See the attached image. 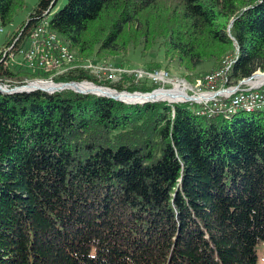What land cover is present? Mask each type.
Instances as JSON below:
<instances>
[{
  "label": "trees",
  "instance_id": "obj_1",
  "mask_svg": "<svg viewBox=\"0 0 264 264\" xmlns=\"http://www.w3.org/2000/svg\"><path fill=\"white\" fill-rule=\"evenodd\" d=\"M25 3L0 0V29ZM57 3L39 0L5 41L2 83L50 78L6 64L45 16L84 60L143 40L192 81L231 55L234 81L264 72V0H68L51 18ZM85 79L119 92L157 88L82 71L54 82ZM202 113L191 102L0 91V264H258L264 112Z\"/></svg>",
  "mask_w": 264,
  "mask_h": 264
},
{
  "label": "built area",
  "instance_id": "obj_2",
  "mask_svg": "<svg viewBox=\"0 0 264 264\" xmlns=\"http://www.w3.org/2000/svg\"><path fill=\"white\" fill-rule=\"evenodd\" d=\"M46 17L47 16L40 19L35 28L32 30L30 36L28 37L27 46L19 50L17 53H11L9 60L6 61V64L17 67L35 65L38 70H47V75H49L50 78L38 79V81L54 82V78L56 77L67 75L70 72L78 73L79 71H82L94 78L97 83H108L111 85L124 83L129 87L133 84L141 82L143 77H147L152 81V84H150L147 88L157 87L153 90L156 91L155 93L159 91H174L172 90L173 88L168 90L164 87L161 88L160 86L162 84L172 85V76L170 72H168V74L152 72V70L147 71L148 73L138 72L134 69L127 70L130 68L120 69L116 68L118 66L115 65H99L97 63L89 67L79 66L78 68H70V60L68 58H65V65L60 67V69L51 68V59L64 58V48H61L60 45L52 42V37H50L48 31H46ZM11 50L12 48L5 49V56L6 53L11 52ZM17 56H20L21 60L17 61ZM217 73L220 74L215 76ZM217 73L207 77L210 80L209 83L203 82L202 84L200 81L198 85H195L197 91L192 90V95L199 99L196 104L199 106L201 111H203V113L208 114L211 117L220 114H232L241 108L264 109V81L260 84H248L247 87L244 88H232V86L229 87L225 85L218 87L216 80L222 76L221 73L223 72L220 71ZM203 81H206V79ZM26 82H30V80H26L25 83ZM76 83H88L91 85L102 86L88 79ZM174 83L182 84L179 79H177ZM202 85H206L207 91H204ZM177 89L178 87L175 88V90ZM179 89L183 91L185 90L183 89V85ZM216 92H220V95L210 99V97Z\"/></svg>",
  "mask_w": 264,
  "mask_h": 264
},
{
  "label": "rangeland",
  "instance_id": "obj_3",
  "mask_svg": "<svg viewBox=\"0 0 264 264\" xmlns=\"http://www.w3.org/2000/svg\"><path fill=\"white\" fill-rule=\"evenodd\" d=\"M38 1L39 0H26L25 8H23V10H21L18 13V15L15 16L12 24L8 25L7 27H3L0 29V50H3V45H4L5 41L8 40L11 37V35L14 32H16L22 26V24L29 19V16L31 15L33 10L36 8ZM67 1L68 0H58V3L56 5V7L53 9V12L51 14V18H52V15L54 13L58 12L61 8H63L65 6ZM48 18L49 17L47 16L46 20ZM143 42H145V41L142 40V42H141L142 45H140L138 47H130L129 49L122 51L120 53H116V54L115 53H106V54L99 55L98 57L88 58L85 61L83 58L80 57V55L77 52L73 51L68 44H66V43L65 44L68 46V55L72 56L74 58V60L76 59L77 61L76 60L75 61L77 63L79 62L80 64L87 63L88 61H90L93 63L115 65V66H118L116 68H120V69L130 68L127 70L134 69L135 71H138V72H147V71H151L150 69L147 68V67H150L148 65L149 63H152V62L160 63V65H158V67H161V69H164V70H160V71H166V69H167L168 71H166V72H170V74L172 76V85H170V84L163 85L162 84V85H160L161 88L164 87L165 89H168V90H171L173 88L172 90H175L176 87L180 88L182 86V84H180V83L175 84L174 82H176L177 79L185 80L186 84L183 85V89H185L184 92H186L187 95H189V96H192V94H193L192 90L197 91V89L195 88V85H198V83L200 81L202 82V84H203V82L209 83L210 80L207 77L210 75H213L217 72H220V71H222L223 73H221L222 76L216 80L218 87H222L223 85H225V86L228 85L229 87L234 86L237 88V86L244 85L245 83L248 84V82H245L246 79H248V78L239 80V82H236L230 78V71L234 65L233 63H235L237 56L231 55V56H228L226 58L223 57L222 60H224V59L225 60L223 61L222 66L220 68L216 69L215 71L211 72V73H208V72L210 71V69L212 68L213 65L209 64V63L205 64V66L201 67L202 68L201 70L203 72L201 74L198 73L199 75H197V76H199V77H196L194 79L195 81H192L189 78L187 79L185 77V75H189V73L186 72L183 68L179 67L177 62L170 63L169 61L165 60L164 50L162 49V47L160 48V45L154 46V48H152L151 50H149L150 48H148V51L145 52L143 50V48H144L143 45H145ZM97 49L98 48H96V50ZM16 60L17 61L21 60V57L17 56ZM95 61H97V62H95ZM257 73H264V72L261 70H258L252 76H254ZM218 74H220V73L215 74V76ZM205 79H206V81H203ZM196 80H198V81L196 82ZM32 81H38V79L32 80ZM150 84H152V81L149 80L147 77H143L141 79V82H138V84H133V85H136L137 87L141 88V87H149ZM114 85H117V84H114ZM202 87H203L204 91H207L206 85H202ZM107 88H109V87H107ZM151 88L152 87H150L148 90H150ZM182 93H183V91H182ZM191 103H194V102H191ZM242 112H244V111H242ZM258 264H264V243H260V245L258 247Z\"/></svg>",
  "mask_w": 264,
  "mask_h": 264
},
{
  "label": "bare ground",
  "instance_id": "obj_4",
  "mask_svg": "<svg viewBox=\"0 0 264 264\" xmlns=\"http://www.w3.org/2000/svg\"><path fill=\"white\" fill-rule=\"evenodd\" d=\"M46 31H48V34L50 35V37H52V42L57 43L58 45L61 46V48H64V58L51 59V68L60 69V67L65 65V58H68L70 60V68H78L79 66H81V67H89V66H92V65L96 64V63H93V62H90V61H88L87 63L80 64L79 62L77 63L76 62L77 60L75 59L76 60L75 61L72 56L68 55V46L60 39L59 36H57L50 29V20H49V18L46 20ZM95 62H97V61H95ZM97 64H99V65H107V64H101V63H97ZM25 67L29 68L32 71H38V72L40 71V72L47 73V70H38V68L35 67V65H28V66H25ZM152 72H161V74H168V72L160 71V70H155V71H152ZM179 81L182 83V85L186 84L185 80H180L179 79ZM262 81H264V76H259L258 75L254 79H252L251 83L260 84ZM251 83H248V84H251ZM248 84L245 83L244 85H240L241 87L237 86V88L247 87ZM33 86L42 87V88L48 89L47 87H49L50 85L49 84H43V83H36V84H33L32 87ZM232 88H235V87L232 86ZM75 89H77V90H79L81 92L83 91V92L91 93V94L94 93V94H97V95H113V96L117 95L115 92L97 90L96 88H94L93 85L88 84V83H83L81 85H78L77 88H75ZM182 91L183 90H180L178 88L177 90H174L173 92L159 91V92L155 93L154 95H150V96H142V95H138V94L136 96L121 95L120 98H122V100L127 101V102H143V101L149 99V100H154V101H158V102L168 101L170 103H183V102H186L185 95H187V93L184 92V91L182 93ZM197 101H199V99ZM197 101H195V103H197ZM240 111H244L246 113H256V112H264V109L241 108V109H239L236 112H240ZM198 114H200V112ZM202 114H205V113H202ZM232 114H234V113H232ZM232 114H228V115H232Z\"/></svg>",
  "mask_w": 264,
  "mask_h": 264
},
{
  "label": "water",
  "instance_id": "obj_5",
  "mask_svg": "<svg viewBox=\"0 0 264 264\" xmlns=\"http://www.w3.org/2000/svg\"><path fill=\"white\" fill-rule=\"evenodd\" d=\"M258 75L259 76H264V73H257L254 76L246 79L245 82L251 83L252 79H254ZM36 83L49 84L50 86L47 87L48 89H45V88H42V87H36V86L32 87V85L36 84ZM80 84L81 83H76V82L55 83V82H48V81H30V82L23 83L21 85L10 86V85L4 84V83H2L0 81V91L2 93L8 94V95L21 94V93H32V92H36V91H42V92H45V93H48V94H54L56 92H61V91H65V90H72V91H74L76 93L85 94V95L91 94V93H86V92H83V91L81 92V91L75 89ZM93 86L97 90L115 92L117 95H114V96L113 95H97V94H94V93H92V95L114 99L116 101H120V102H123V103H126V104H146V103L158 102V101H154V100H149L147 98H146L147 100H145L143 102H127V101L122 100V98H120L121 95L136 96L138 94V95H142V96H150V95H154L156 91H152V92H149V93L128 92V91L119 92L117 90L110 89V88L103 87V86H97V85H93ZM219 95H220V92L219 93L216 92L210 97V99L215 98V97H217ZM185 97H186V102H195V101L198 100V98L193 96V95L192 96L185 95ZM163 102H165V101H163ZM168 103L169 104H179V103H170V102H168ZM183 103H185V102H183Z\"/></svg>",
  "mask_w": 264,
  "mask_h": 264
}]
</instances>
